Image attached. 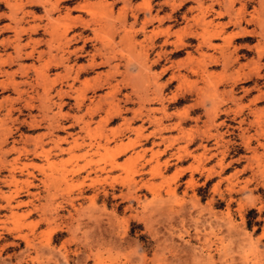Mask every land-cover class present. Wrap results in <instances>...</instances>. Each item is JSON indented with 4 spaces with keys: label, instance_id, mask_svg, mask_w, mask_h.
<instances>
[{
    "label": "rangeland",
    "instance_id": "374dc122",
    "mask_svg": "<svg viewBox=\"0 0 264 264\" xmlns=\"http://www.w3.org/2000/svg\"><path fill=\"white\" fill-rule=\"evenodd\" d=\"M121 1L97 8L107 36L89 28L64 52L60 35L42 30L29 60L0 45L2 61L14 57L4 72L39 82L20 85L27 93L17 101L11 86L0 87V264H264V0ZM145 2L161 19L148 27L158 38L133 23L148 12ZM2 3L0 28L9 21ZM25 10L45 22L43 7ZM237 14L240 28H225ZM1 30L0 44L12 38ZM47 48L64 64L45 65ZM93 53L111 61L89 69ZM30 96L31 110L23 106Z\"/></svg>",
    "mask_w": 264,
    "mask_h": 264
},
{
    "label": "bare ground",
    "instance_id": "6f19581e",
    "mask_svg": "<svg viewBox=\"0 0 264 264\" xmlns=\"http://www.w3.org/2000/svg\"><path fill=\"white\" fill-rule=\"evenodd\" d=\"M91 1V0H90ZM96 1V0H95ZM112 1V2H111ZM111 1H109V0H98V5L96 6V5H94L93 3H91V2H89V1H87V0H82V1H80V2H76V0H13V1H11V0H0V7L2 6V2H5L6 3V5H7V7L6 8H8V10H9V13H8V15L6 16L7 17V20H9L8 22H6V23H4L3 25H2V27L0 28V29H2V30H8V31H12V38H10V40H9V38H7L6 40L5 39H3L2 41H1V44L0 45H2V47H4L5 49L9 46V47H12V49L14 50V52H15V56H16V58H22L23 60H29L30 58H32V56L34 55V51H35V45L37 44V43H39L40 41H36V40H33V38H32V36L33 35H35V34H38L39 32H40V30H42L43 32H47L49 35H50V39H53L55 36H57V35H60V37H61V43L59 44V48L61 49V51L62 52H64L65 51V48H68V46H70L71 45V42L74 40V39H76V37L77 36H80V35H82V33L83 32H86V31H88L89 30V28H91L90 30L92 31V35L93 36H95L96 38L99 36L100 37V35H104V36H107V30H108V26H109V24H108V22L106 21L107 19V17L105 18L103 15L102 16H100V12H99V9H97L98 7H100V6H103V8L105 9V7H108L109 5H108V3L109 2H111V4H110V6L111 5H114L115 4V2L117 1V0H111ZM123 1V2H122ZM121 2L123 3V5H125L127 8H128V5L130 4L129 2V0H122ZM119 2V1H118ZM71 3H77L76 5H72L73 7H70V8H67L65 11H64V13L63 14H61L60 13V9H61V7H63L65 4H71ZM122 3H121V5H122ZM146 4L145 5H147L146 7H148V12H146V13H144V14H142V18L139 16V14L137 15L136 14V16H135V19H134V21H133V23H137V22H140V27H138L139 29H140V32H137V33H141L142 34V36H144V38H150V39H152L153 37L154 38H158V35L160 34L158 31H155L153 28H152V30L151 29H148V27H149V25H151V23L153 22V20L154 19H158V21H160L161 19L160 18H158L157 17V15H158V13H155V14H153V12H152V10H151V8H150V6H149V3H147V2H145ZM234 3V1H232V0H230L229 1V3L228 4H226V5H228V6H231L232 4ZM46 4H48L49 6H50V8L49 9H46L45 8V5ZM143 4V3H142ZM202 4V3H201ZM224 4V3H223ZM5 5V6H6ZM141 5V4H140ZM66 6V5H65ZM25 7H32L34 10H40V7H43V11H44V14H42L43 15V17H44V19H45V22L42 20V18H38V22L37 21H35L37 18L34 16V12L33 11H31V10H25ZM115 7V6H114ZM122 7V6H121ZM134 7V6H133ZM143 7H144V5H143ZM64 8H66V7H64ZM131 8V7H130ZM139 8H141V7H139ZM197 8V7H196ZM204 8H206L207 9V7H204ZM226 8H228V7H226ZM29 9V8H28ZM42 9V8H41ZM107 9V8H106ZM123 9V14H125L126 13V10L127 9H125L124 10V8H122ZM138 9V8H137ZM192 9V8H191ZM202 9H203V7H202ZM242 9H244L243 7H242ZM258 9V8H257ZM113 10V9H112ZM135 10V9H134ZM145 10V9H144ZM225 10H227V9H225ZM224 10V11H225ZM53 11H59V14L54 18L51 14H52V12ZM75 11H79L80 13H84V14H86L87 16H88V18H87V20L83 17V15L82 14H79L78 13V15H74L73 13H75ZM132 11V10H131ZM143 11V10H142ZM154 11V10H153ZM173 11V10H172ZM201 11V10H200ZM229 11V10H228ZM228 11H226V12H228ZM231 11V10H230ZM238 11H239V9H238ZM247 11V10H246ZM108 12V11H107ZM175 12V11H174ZM240 13L242 12L243 13V11H239ZM138 13V12H137ZM200 13V12H199ZM36 14V13H35ZM197 14V13H196ZM112 15V14H111ZM110 15V16H111ZM135 15V14H134ZM228 15H230V14H228ZM232 15V14H231ZM235 15V14H234ZM241 15H243V14H241ZM241 15H239V14H237L235 17H234V19H231V18H229V20L225 23V28H230V27H239L240 28V26H241V24L243 23L242 22V19H243V17L241 18ZM4 16V15H3ZM109 16V15H108ZM125 16V15H124ZM254 16H256V14L254 15ZM260 16H261V14H260ZM27 17H30V19L28 20V18ZM103 17L106 19V20H104L103 19ZM170 17V16H169ZM200 17V16H199ZM5 18V17H4ZM4 18L2 17V14H0V22H2L3 20H4ZM111 18V17H110ZM124 18V17H123ZM195 18V17H194ZM198 20V22H199V18L198 17H196ZM263 18V17H262ZM125 19V18H124ZM139 19H140V21H139ZM166 19V18H165ZM201 19H203L202 17H200V20ZM228 19V18H227ZM31 20H34L35 22H33L32 24L29 22V21H31ZM110 20V19H109ZM108 20V21H109ZM249 20H251V19H249ZM253 20V19H252ZM252 20H251V22H252ZM197 21H195V22H197ZM202 21V20H201ZM200 21V22H201ZM204 21H205V19H204ZM124 22V21H123ZM211 22V21H210ZM263 22V21H262ZM116 23V22H115ZM203 23V22H202ZM202 23H200V25L202 26ZM206 24H207V22H205ZM205 23H203L204 25H203V28L206 26V24ZM217 24V23H216ZM215 24V25H216ZM115 25H117V24H115ZM198 25V24H197ZM110 26H112L113 27V25H110ZM119 26V25H118ZM187 26V25H186ZM195 26V25H194ZM117 27V26H116ZM157 27V26H156ZM156 27H154L155 29H156ZM188 27V26H187ZM207 27V26H206ZM205 27V28H206ZM217 27V26H216ZM258 27H259V25H258ZM129 28H132V27H130L129 26ZM160 28V27H159ZM158 28V29H159ZM169 29H170V27H168ZM213 28V27H212ZM218 28V27H217ZM259 28H261V27H259ZM76 29H79V30H81V32H74V30L76 31ZM110 29H112L113 30V28H110ZM128 29V28H127ZM136 29V28H135ZM168 29V30H169ZM207 29V28H206ZM257 29V28H256ZM1 30V31H2ZM6 30V31H7ZM111 30V31H112ZM115 30V29H114ZM119 30V29H118ZM136 30H138V29H136ZM135 30V31H136ZM167 30V31H168ZM208 30V29H207ZM211 30V29H210ZM209 30V31H210ZM238 30V29H237ZM242 30V29H241ZM262 30V29H261ZM132 31V30H131ZM134 31V32H135ZM183 31V30H182ZM201 31V30H200ZM212 31V30H211ZM5 32V31H4ZM71 32H73V33H71ZM123 32V31H122ZM128 32V31H127ZM216 32V31H215ZM236 32V31H235ZM247 32V31H246ZM252 32V31H251ZM261 32H263V31H261ZM166 33V32H165ZM164 33V34H165ZM193 33V32H192ZM206 33V32H205ZM204 33V34H205ZM231 33V32H230ZM249 33V32H248ZM264 33V32H263ZM262 33V34H263ZM71 34V35H70ZM127 34V33H126ZM129 34V33H128ZM162 34V33H161ZM168 34H169V32L167 33V35L166 36H168ZM203 34V36H205ZM207 34V33H206ZM212 34V33H211ZM242 34V35H241ZM134 35V34H133ZM178 35V34H177ZM196 35H198V34H196ZM195 35V36H196ZM208 35V34H207ZM227 35V34H226ZM233 35V34H232ZM93 36H91V38L93 37ZM126 36H129V35H126ZM125 36V37H126ZM165 36V35H164ZM165 36V37H166ZM209 36V38L208 39H210V35H208ZM221 36V35H220ZM228 36H230V35H228ZM234 36L236 37V38H239V37H242L243 36V32H236V34H234ZM263 36V35H262ZM23 37H27V41L25 42V43H22L21 42V40L23 39ZM216 37V36H215ZM232 37V36H231ZM234 37V38H235ZM90 38V37H89ZM88 38V39H89ZM112 38V37H111ZM143 38V37H142ZM167 38V37H166ZM178 38V37H177ZM203 38V37H202ZM206 38H207V36H206ZM230 38V37H229ZM233 38V39H234ZM94 39V38H93ZM92 39V40H93ZM100 39V38H99ZM105 39V38H104ZM124 39V38H123ZM122 39V40H123ZM218 39H219V37H218ZM231 39V38H230ZM96 40V39H95ZM121 40V39H120ZM119 40V43H121L122 42V40L120 41ZM204 40V39H203ZM125 41V43H126V40H124ZM142 41V40H141ZM168 41V40H167ZM45 42V41H44ZM52 42V41H51ZM102 42V41H101ZM149 42V41H148ZM147 42V43H148ZM206 42V41H205ZM48 43V45L50 44V42L48 41L47 42ZM46 43V44H47ZM96 43H97V41H96ZM111 43V42H110ZM124 43V42H123ZM124 43V44H125ZM174 43V42H173ZM207 43H210V40H208L207 41ZM232 43V42H231ZM256 43V42H255ZM6 44L8 45L7 47H6ZM52 44V43H51ZM82 45L80 46V48H79V50H83L84 49V47H86V41H83V43H81ZM115 44V43H114ZM162 44V43H161ZM175 44H176V42H175ZM230 44V43H229ZM97 45H98V43H97ZM100 45V44H99ZM104 45V44H103ZM130 45V44H129ZM145 45V44H144ZM147 45V44H146ZM1 47V48H2ZM30 48V50H25L26 48ZM99 47V46H98ZM108 47V46H107ZM110 47V46H109ZM141 47V46H140ZM144 47V46H143ZM142 47V48H143ZM223 47V46H222ZM3 48V49H4ZM49 48H51V47H49ZM56 48V47H55ZM100 48V47H99ZM101 48H103V47H101ZM114 48V47H113ZM141 48V49H142ZM146 48V47H145ZM96 50H95V52H97V51H99L100 49H97V48H95ZM104 49V48H103ZM141 49H139V50H141ZM144 49V48H143ZM47 50H49V59L45 62V65L46 64H49L50 62H57V63H59V64H64V61H63V59H65V58H62L63 57V54H61V56H60V58L59 59H56L57 57L55 56V55H53V54H51L50 53V49H48L47 48ZM68 50H70V49H68ZM76 50V49H75ZM56 51V50H55ZM78 51V50H77ZM103 51H106V50H103ZM111 51H112V48H111ZM146 51V50H145ZM148 51V50H147ZM146 51V52H147ZM150 51V50H149ZM227 51V50H226ZM13 52V51H12ZM45 52V51H44ZM102 52V51H101ZM107 52V51H106ZM143 52V51H142ZM145 52V53H146ZM264 52V51H263ZM2 53V52H1ZM5 53V52H4ZM8 53V52H7ZM43 53V51L41 52L40 51V56H41V54ZM144 53V52H143ZM47 54V53H46ZM87 54V53H86ZM115 54V53H114ZM262 54H264V53H262ZM14 55V54H13ZM67 55V54H66ZM96 53H93L90 57H89V59H88V66H89V69L91 68V69H93V68H95V67H99V66H101V65H103L104 63H106V62H109V61H111V59H109L108 60V58H105V60L104 61H101V62H97V60H96ZM110 55V54H109ZM116 55V54H115ZM142 55V54H141ZM144 55V54H143ZM259 55V54H258ZM208 56V55H207ZM263 56V55H262ZM8 61H2V59H1V56H0V73L2 74V73H5L4 75H6L7 76V80L5 81V80H0V87L4 90V89H7L9 86H11L16 92H17V95H18V97H17V99H15V101H17V100H20V99H22V96H23V94L25 95V93H27V90L25 91V90H23V89H21L20 88V85H27L28 86V88H32L33 89V86L36 84V83H38L39 84V82H35V84H33L32 82H30V81H23L22 80V82H21V84L20 83H16L15 81H14V73H15V71L14 72H10V73H7V72H4L3 71V69H2V67L3 66H5V65H7V64H10V63H12L13 61H12V58H14L13 56L11 57L10 56V54H8ZM56 57V58H55ZM105 57V56H104ZM209 57H210V55H209ZM110 58H113V57H111L110 56ZM115 58H117V56H115ZM140 58V57H139ZM211 59H213L214 57H210ZM260 58V57H259ZM40 59V58H39ZM137 59V58H136ZM141 59V58H140ZM58 60V61H57ZM131 60V59H130ZM210 60V59H209ZM16 61V60H15ZM129 61V60H128ZM137 61V60H136ZM214 61V60H213ZM215 61H216V59H215ZM259 61V60H258ZM17 62V61H16ZM15 62V63H16ZM252 62V61H251ZM256 62V61H255ZM138 63H139V60H138ZM228 63V62H227ZM40 64V63H39ZM53 64V63H52ZM107 64V63H106ZM118 64V63H117ZM137 64V63H136ZM140 64V63H139ZM216 64V63H215ZM214 64V65H215ZM229 64V63H228ZM242 64V63H241ZM257 64V63H256ZM259 64V63H258ZM261 64V63H260ZM108 65V64H107ZM217 65V64H216ZM25 66V65H24ZM27 66H28V64H27ZM38 66V65H37ZM63 66V65H62ZM73 66V65H72ZM110 66V65H109ZM115 66V65H114ZM140 66V65H139ZM143 66V65H142ZM33 67V66H32ZM83 67V66H82ZM118 67V66H117ZM125 67V66H124ZM228 67V66H227ZM226 67V68H227ZM20 68H21V66H20ZM29 68H31V67H29ZM34 68H35V66H34ZM37 68V67H36ZM66 68V67H65ZM70 68V67H69ZM111 68H113V66H111ZM140 68V67H139ZM26 69H27V67H23L22 68V70L25 72V73H27L26 72ZM38 69V68H37ZM37 69H36V71H37ZM43 69V68H42ZM46 69V68H45ZM73 69V68H72ZM225 69V68H224ZM260 69V68H259ZM258 69V70H259ZM18 70H20V69H18ZM66 70H68V69H66ZM74 70V69H73ZM81 70V69H80ZM82 70H83V68H82ZM28 71V70H27ZM34 71V70H33ZM36 71H34V73H36ZM69 71V70H68ZM88 71V70H87ZM114 71H117L116 69L114 70ZM127 71V70H126ZM166 71V70H165ZM255 71H257V70H255ZM29 72V71H28ZM65 72V71H64ZM67 72V71H66ZM65 72V73H66ZM74 72V71H73ZM75 72H76V70H75ZM205 72V71H204ZM250 72V71H249ZM68 73V72H67ZM78 71H77V73H76V76H75V78H77L78 77ZM111 73V72H110ZM113 73V72H112ZM201 73V72H200ZM251 73V72H250ZM257 73H259L258 71H257ZM98 74V73H97ZM96 74V75H97ZM100 74V73H99ZM107 74H109V72L107 73ZM127 74V73H126ZM160 74V73H159ZM248 74V73H247ZM260 74V73H259ZM27 75V74H26ZM45 75H46V73H45ZM44 75V71H38L37 73H36V76L37 77H40V78H38L39 80H40V82L42 81L41 80V78L42 77H44L45 76ZM66 75V74H65ZM140 75V74H139ZM47 76V75H46ZM99 77H100V75H98ZM101 76H102V74H101ZM244 76V75H243ZM248 76V75H247ZM257 76V75H256ZM260 76H262V74L260 75ZM34 77V76H33ZM37 77H35V78H37ZM71 77V76H70ZM156 77H158V74H157V76ZM245 77V76H244ZM58 78V77H57ZM60 78V77H59ZM67 78H68V76H67ZM98 78V77H97ZM100 78H102V77H100ZM128 78V77H127ZM180 78H182L181 76H180V74L178 73V74H173L172 76H171V79H180ZM262 78V77H261ZM37 79V80H38ZM55 79V78H54ZM61 79V78H60ZM170 79V80H171ZM29 80V79H28ZM46 80V79H45ZM96 80H99V78L98 79H96ZM107 80V79H106ZM127 80V79H126ZM237 80V79H236ZM255 80H256V78H255ZM33 81H35V80H33ZM80 81H82V80H80ZM85 82H87V80H84ZM155 81V80H154ZM240 81V80H239ZM45 82H47V81H45ZM45 82H41V84H44ZM73 82V81H72ZM48 83V82H47ZM87 83H92V82H87ZM96 84H97V82H95ZM99 83V82H98ZM143 83V82H142ZM236 83V82H235ZM63 84V83H62ZM84 84V83H83ZM101 84V83H100ZM110 84V83H109ZM37 85V84H36ZM93 85H94V82H93ZM93 85L92 86H88V87H93ZM27 86H25V87H27ZM38 86V85H37ZM81 86V85H80ZM87 86V85H86ZM85 86V87H86ZM45 87V86H44ZM50 87H51V85H50ZM108 87V86H107ZM113 87V86H112ZM135 87H137V86H135ZM70 88V87H69ZM68 88V89H69ZM82 88V87H81ZM260 88V87H259ZM42 89H43V87H42ZM48 89V88H47ZM47 89H43L44 90V94L45 95H47ZM85 89V88H84ZM94 89V88H93ZM254 89V88H253ZM49 90V89H48ZM59 90H61V91H63L62 89H59ZM70 90V89H69ZM72 90V89H71ZM86 90V89H85ZM225 90H227V89H225ZM28 91H29V89H28ZM38 91V90H37ZM56 92H57V90H55ZM82 91H83V89H82ZM224 91V90H223ZM230 91V90H229ZM55 92V93H56ZM64 92V91H63ZM65 92H67V91H65ZM64 92V93H65ZM79 92V91H78ZM86 92V91H85ZM156 92V91H155ZM30 93V92H29ZM35 93V92H34ZM60 93V92H59ZM83 92H81V94H82ZM224 93H225V91H224ZM226 93H228V90L226 91ZM231 93V92H230ZM36 94H39V93H36ZM79 94V93H78ZM261 94V93H260ZM41 95V93L39 94V97H43L42 95ZM63 96H64V94H62ZM66 95V94H65ZM69 95V94H68ZM77 95V94H76ZM80 95V94H79ZM38 96V95H37ZM62 96V97H63ZM101 96V95H100ZM107 96V95H106ZM158 96V95H157ZM227 96V95H226ZM263 96V95H262ZM84 97H85V95H84ZM95 97V96H94ZM111 97V96H110ZM127 97V96H126ZM259 97H260V95H259ZM33 98H34V96L33 97H29V98H27V99H24L25 100V105H23V106H25V108H27V109H29V110H31V109H33V107H35V105L32 103V100H33ZM45 98H47V96H45ZM45 98H43V99H45ZM60 98V97H59ZM76 98V97H75ZM107 99H108V97H106ZM238 98V97H237ZM260 98H262V97H260ZM9 99V98H8ZM64 99V98H63ZM78 99V98H77ZM104 99V98H103ZM23 100V99H22ZM102 100V99H101ZM233 100V99H232ZM14 101V102H15ZM40 101V100H39ZM77 101V100H76ZM80 101V100H79ZM99 101V100H98ZM97 101V102H98ZM235 101V100H234ZM63 102V100H62V98L60 99V103H62ZM78 102V101H77ZM96 102V103H97ZM1 104V103H0ZM63 104V103H62ZM62 104L60 105L59 104V106L61 107L62 106ZM100 104V103H99ZM218 104V103H217ZM216 104V107L218 106ZM253 104V103H252ZM251 104V105H252ZM40 105H41V103H40ZM97 104H95V106H96ZM2 106V105H1ZM10 107H8V109H7V112H6V114H10L13 110H14V103H12V104H10L9 105ZM79 106V105H78ZM81 106V105H80ZM93 107V106H92ZM96 108V107H95ZM162 108V107H161ZM247 108V107H246ZM250 108V107H249ZM216 109V108H215ZM252 109V108H251ZM20 111H21V109H19ZM254 110V109H253ZM252 110V111H253ZM263 110V109H262ZM216 111V110H215ZM240 111V110H239ZM254 111H256V114H257V112H258V110H254ZM225 112H227V111H225ZM249 112V111H248ZM53 113H55V112H53ZM56 113H58V112H56ZM240 113V112H239ZM253 113V112H252ZM218 114V113H217ZM250 114H251V112H250ZM253 114H255V113H253ZM255 114V115H256ZM259 114V113H258ZM264 114V113H263ZM5 115V114H4ZM238 115V114H237ZM249 115V114H248ZM7 116V115H6ZM51 116V115H50ZM219 116V115H218ZM235 116V115H234ZM84 117V116H83ZM228 117V116H227ZM255 117V116H254ZM52 118H54L53 116H52ZM263 118V117H262ZM235 119V118H234ZM83 120V119H82ZM33 121V120H32ZM250 121V120H249ZM260 121H261V119H260ZM85 122V121H84ZM256 122V121H255ZM34 123V122H33ZM89 123V122H88ZM241 123V122H240ZM262 123V122H261ZM253 125V124H252ZM56 126V125H55ZM54 126V127H55ZM249 126V125H248ZM86 127H88L87 125H86ZM90 127V126H89ZM84 128V127H83ZM82 128V129H83ZM254 128V127H253ZM52 130V129H51ZM84 130H85V128H84ZM88 130V129H87ZM91 130V129H90ZM259 130V129H258ZM89 131V130H88ZM256 132H257V130H256ZM256 136V135H255ZM249 141V140H248ZM55 144L57 145V146H59V143H57V142H55ZM90 146V145H89ZM95 148H96V151H99V149L100 148H102V149H104V150H108V146H107V144L105 143V144H100V143H96L95 145ZM127 147H129V145H127L124 149H126ZM123 149V150H124ZM41 153L42 152H44V151H40ZM17 202H18V200H17ZM17 205H19V203H17ZM16 205V206H17Z\"/></svg>",
    "mask_w": 264,
    "mask_h": 264
},
{
    "label": "crops",
    "instance_id": "0c3cea01",
    "mask_svg": "<svg viewBox=\"0 0 264 264\" xmlns=\"http://www.w3.org/2000/svg\"><path fill=\"white\" fill-rule=\"evenodd\" d=\"M185 2H187V1H185ZM191 4H193L192 2H191ZM191 4H189V5H191ZM189 5H187V6H189ZM186 7V6H185ZM190 103V102H189ZM191 116H193V115H191Z\"/></svg>",
    "mask_w": 264,
    "mask_h": 264
}]
</instances>
